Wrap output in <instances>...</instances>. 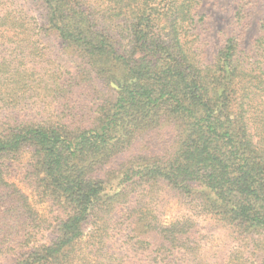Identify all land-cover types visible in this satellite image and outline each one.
<instances>
[{"label": "trees", "instance_id": "obj_1", "mask_svg": "<svg viewBox=\"0 0 264 264\" xmlns=\"http://www.w3.org/2000/svg\"><path fill=\"white\" fill-rule=\"evenodd\" d=\"M35 1L42 22L0 0V264H139L113 251L121 227L140 264H264V23L251 52L229 37L208 64L195 50L198 0H109L119 35L83 0ZM49 34L71 66L35 90L23 67ZM30 91L43 112L28 118L17 108ZM165 125L164 153L128 155ZM23 154L25 180L54 207L48 221L9 181ZM163 189L230 230L233 246L205 260L194 221L165 227L132 205Z\"/></svg>", "mask_w": 264, "mask_h": 264}, {"label": "rangeland", "instance_id": "obj_2", "mask_svg": "<svg viewBox=\"0 0 264 264\" xmlns=\"http://www.w3.org/2000/svg\"><path fill=\"white\" fill-rule=\"evenodd\" d=\"M7 1L8 5L16 10H22L34 20L43 21L42 9L38 7L35 0H4V2ZM83 2L92 8L96 18L111 22L118 35L122 33L121 19L115 15L114 5L109 0H83ZM240 9H243V12H240ZM196 10L197 14L204 18L195 27L194 35L198 36L195 50L202 58H206L208 64L214 62L218 50L229 37H239L241 50L246 53L254 49L255 41L258 39L261 26L264 23V0H198ZM124 37H127L126 33H124ZM39 39L40 42H37V45H40L43 51L42 57L33 59L28 56L26 58L27 66L23 67L34 73L35 90H39L36 85L41 79L46 78L47 73L53 72L56 66H62L64 70L71 66L70 59L63 55V50L66 51V49L55 36L49 34L40 36ZM31 94L32 91L26 95L27 101L20 100L22 105L17 108L21 111L19 115L30 118L42 114V103L36 96L38 93H35L34 96L37 100L30 99ZM94 95L95 92L89 96L90 102L94 100ZM90 105L92 104L90 103ZM172 133V128L166 125L146 133L139 139L135 148L128 155H133L135 152L137 154L149 152L162 154L173 141ZM29 156V154L22 155L17 163L18 170L15 174L12 173L9 181L27 196L30 205L38 216L48 221L54 216L52 203L43 201L36 194L31 184L25 180ZM124 160L125 156L120 158L118 162L122 163ZM139 193V196L133 197L132 205L136 208L139 205L143 206L146 210L144 213L151 221H156L165 227L183 219L194 221L204 235L206 242L205 255L203 256L205 260H210V256L214 253H225L235 243V237L230 230L221 226L211 216L196 213L192 203L184 202L173 191L169 189L158 190L150 197H146V193L142 191ZM122 210L123 208L120 209V211ZM114 216L117 220L120 213L115 212ZM129 234L126 227H121L116 231L115 240L112 242L113 251L121 254L126 263L137 262L140 264L141 261H145V256L135 257L126 252L129 242L126 237ZM89 258L91 264H97V257L94 254L90 255Z\"/></svg>", "mask_w": 264, "mask_h": 264}]
</instances>
